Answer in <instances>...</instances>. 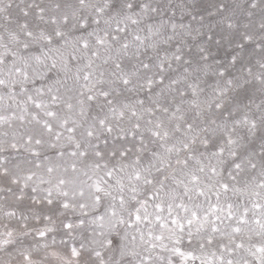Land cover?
Here are the masks:
<instances>
[{
    "label": "snow or ice",
    "instance_id": "1",
    "mask_svg": "<svg viewBox=\"0 0 264 264\" xmlns=\"http://www.w3.org/2000/svg\"><path fill=\"white\" fill-rule=\"evenodd\" d=\"M0 264H264V0H0Z\"/></svg>",
    "mask_w": 264,
    "mask_h": 264
}]
</instances>
